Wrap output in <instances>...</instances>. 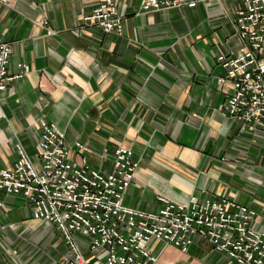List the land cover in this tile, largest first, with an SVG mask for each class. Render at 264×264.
Wrapping results in <instances>:
<instances>
[{"label":"crops","instance_id":"0c3cea01","mask_svg":"<svg viewBox=\"0 0 264 264\" xmlns=\"http://www.w3.org/2000/svg\"><path fill=\"white\" fill-rule=\"evenodd\" d=\"M97 6L0 2V38L12 46L9 73L29 67L1 94L0 171L18 159L19 142L36 155L40 123L48 121L72 147L90 148L77 153L78 165L110 170L117 147L134 151L139 167L124 205L158 212L160 196L182 204L226 197L255 209V228L264 230V132L226 115L232 85L217 84L225 74L217 57L239 46L236 0L149 13L141 0H119L122 35L84 21ZM0 201V264H58L69 253L56 227L35 220L23 196L0 193ZM150 248L157 264H235L199 236L188 253L159 241Z\"/></svg>","mask_w":264,"mask_h":264},{"label":"built area","instance_id":"2783aa9c","mask_svg":"<svg viewBox=\"0 0 264 264\" xmlns=\"http://www.w3.org/2000/svg\"><path fill=\"white\" fill-rule=\"evenodd\" d=\"M228 1L141 0V10L149 13ZM118 5L119 0H98L84 21L105 33L122 35L124 18ZM232 24L239 46L216 59L225 70L218 86L232 85L226 115L243 127L264 132V0H236ZM41 26L47 36L55 34L48 21ZM11 55V44L0 38V134L6 119L1 94L29 72L27 65L19 64L18 73L10 74ZM40 132L34 157L22 143L16 145L18 159L0 171V193L23 196L35 220L56 227L69 248L58 264H157L158 256L150 248L153 241L188 253L196 236L235 264H264V230L255 228V209L226 197H192L182 204L160 196L163 207L158 212L126 206L123 198L139 167L132 149L117 147L110 170H103L86 161L78 165L77 153H91L90 148L81 142L69 145L55 124L42 121Z\"/></svg>","mask_w":264,"mask_h":264},{"label":"rangeland","instance_id":"374dc122","mask_svg":"<svg viewBox=\"0 0 264 264\" xmlns=\"http://www.w3.org/2000/svg\"><path fill=\"white\" fill-rule=\"evenodd\" d=\"M37 152H39V151L37 150ZM58 235H59V233H58ZM165 256L168 257V258H173V260H176V259L180 258V256L176 255L175 253H170L169 254L168 252H166ZM190 258H191V260H194V258H192L191 255H190ZM197 263L201 264L200 261H198Z\"/></svg>","mask_w":264,"mask_h":264}]
</instances>
